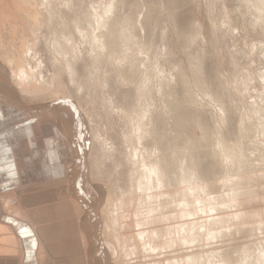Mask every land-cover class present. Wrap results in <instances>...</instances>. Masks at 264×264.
<instances>
[{
  "label": "rangeland",
  "instance_id": "obj_1",
  "mask_svg": "<svg viewBox=\"0 0 264 264\" xmlns=\"http://www.w3.org/2000/svg\"><path fill=\"white\" fill-rule=\"evenodd\" d=\"M17 3H20L22 9L18 8L20 6ZM258 10L264 11V0H0V59H2L0 67L5 71L2 80L16 90L19 101L24 105L26 118L29 116L38 118L39 115L49 114L59 122L60 126L62 125L63 131H65L63 124L67 126V121L75 112L72 111V107L76 109L77 116L81 119L78 120L79 123L82 122L85 135H83V146L79 145L81 139L76 141L72 137V140H75L73 142L75 157L71 165V169L73 168L71 175L75 177L74 180L81 179V182L85 183L84 186L89 185L87 190L92 189L88 193L89 196L92 195L89 197L92 200L91 210L97 209L95 214L99 220L98 241L99 244H103V249L107 247L106 255L102 253L103 262L100 263L98 260L100 264H127V262L166 264V259L169 258L172 261L179 260L178 264H182V259L185 261L186 257L181 255L186 256L189 253H195L194 256L201 262L198 261V264H264L262 263L264 259V15L260 14L263 18H257L255 14L259 13ZM92 12L96 17H100L104 12L109 13V21L112 25L107 27L113 26L112 29L96 26L90 14ZM86 15L91 18L92 25L87 21L88 18L86 20L85 17L83 20ZM34 16L38 19L36 17L34 19ZM76 20H82L81 28L84 32L79 33V29L75 28ZM93 29L96 32L90 35ZM101 33H103L102 39L107 42V52L105 49L98 54L96 40ZM22 39H26L25 44ZM130 45L132 47L134 45L133 48L137 50ZM22 46H29L30 51L22 54L24 49L21 48ZM108 47L111 49L108 50ZM116 48L123 51L118 50V53ZM112 49L113 53H109ZM115 51L116 54H121L120 57ZM4 55L9 59L6 63L3 62ZM20 55L25 60V64L35 72L36 81L50 91H41L37 93L38 95L30 96L15 87L13 71L16 70V65L12 62ZM11 57L15 60H10ZM113 57H119V60ZM136 63H139L140 69L138 66L135 67ZM145 75L151 77L148 79ZM148 87L151 89L149 90ZM152 89L158 91L157 95ZM53 90L57 94H54ZM160 92L161 95L163 94L162 97ZM144 94L146 99L151 100L150 102L144 99ZM142 95V101L145 102L140 101ZM9 96L15 97L13 94ZM18 99L14 98V100ZM73 100L75 103H72ZM56 101L60 104L58 105ZM162 103L165 104L163 106L167 104L168 107L162 108ZM54 106L57 110L60 106L65 110L71 108L66 110L71 113L60 111L59 114L54 110L56 109ZM147 106H151L147 108L149 118L145 121L144 117L142 121L145 122L146 128L152 127L153 130L143 139L144 147L148 154L152 152L149 154L150 159H159L162 156L159 161L165 167L164 171H167L165 179L168 186L166 196L168 202L162 204V209L164 207L166 209H161V212L166 215H170L173 211L176 212L171 213L172 215L179 213L175 206L177 201L174 204L172 200L179 196L177 198L179 202L182 198L179 180L182 174L188 175L189 172L210 193L209 196L213 195L212 201L219 202L214 203L216 211H210L209 215L203 212L194 218L187 217V222L194 219L199 221L203 216L202 220L211 216L213 219L211 223L210 220H206L207 225L199 221V226L202 224L203 227L197 228L198 230L182 231L185 234L181 233V237L192 236L190 242L183 238L182 240L186 241L179 239L181 244L178 245L177 239V244L168 247L169 249H151L150 255L149 250L142 248L143 250L140 249L138 252L136 250L135 254L126 256L127 248L131 249L133 245L146 242L136 241V244H132V241H128L127 244L122 242L119 246L116 243L117 235L113 236L115 241L109 235H113L112 232H116V228L118 235L122 236L133 232L138 228L134 226V221L145 216L144 210L149 206L134 201L128 209L122 208L119 211L122 215L119 223L125 224L120 226L122 224L117 222L116 225L119 227L112 224V228L116 227L111 229L108 228L111 219L110 217L108 219V216L110 212L112 214V210L109 211L111 208L108 205L111 201L121 202L127 196L129 190L127 181L132 166L129 165L127 157L129 141L125 143L128 140L125 136L131 132L133 122L138 115L140 116L145 110L143 107ZM42 107L45 109L42 110ZM154 114L158 116L155 117ZM127 116L134 121L126 119ZM75 119L77 120L76 116ZM76 120H71L75 122V128L78 123ZM66 130L65 132H68V129ZM221 150L224 153H220ZM82 154L84 165L82 171L79 166L80 169L76 174L78 162H81L79 156ZM226 156H230V161L233 159L232 162L236 163L234 166L238 163L237 169L232 162V165L230 164ZM171 196L172 200H170ZM217 197L220 200H216ZM12 201L14 202V199ZM93 203L95 205L92 206ZM235 212H242L244 217H235ZM92 217H95L94 214ZM90 220L93 224L94 220ZM171 221L172 219L166 223L169 222L170 225L178 223L177 219ZM206 221L203 220V223ZM163 223L165 222L158 223L160 224L158 226H164ZM92 224L90 222L84 226V230L91 232V228H94ZM206 228L209 234L213 232L210 236L206 233ZM191 231H194V234ZM220 232L224 235L220 236ZM203 235L208 237L204 238ZM203 238L205 240L208 238V242ZM119 247H123L122 250ZM124 249L126 252H121ZM200 250L205 251L203 255ZM258 255H262L261 262L257 261Z\"/></svg>",
  "mask_w": 264,
  "mask_h": 264
},
{
  "label": "crops",
  "instance_id": "obj_2",
  "mask_svg": "<svg viewBox=\"0 0 264 264\" xmlns=\"http://www.w3.org/2000/svg\"><path fill=\"white\" fill-rule=\"evenodd\" d=\"M4 73L0 67V264H92L84 226L93 210L86 185L71 175L72 136L49 114L26 118Z\"/></svg>",
  "mask_w": 264,
  "mask_h": 264
},
{
  "label": "bare ground",
  "instance_id": "obj_3",
  "mask_svg": "<svg viewBox=\"0 0 264 264\" xmlns=\"http://www.w3.org/2000/svg\"><path fill=\"white\" fill-rule=\"evenodd\" d=\"M15 1H17V0H15ZM49 1V0H48ZM16 4V3H15ZM18 4V3H17ZM20 4V3H19ZM18 4V5H19ZM38 4V3H37ZM248 5V4H247ZM253 5V4H252ZM20 6V5H19ZM23 7H24V5H23ZM28 7V6H27ZM253 7V6H252ZM18 8H21V6L20 7H18ZM25 8V7H24ZM250 8V7H249ZM22 9V8H21ZM24 10V9H23ZM22 10V11H23ZM21 11V10H20ZM51 11V10H50ZM95 11V10H94ZM90 12V11H89ZM258 14L256 13L255 15H256V17L257 18H261L262 16L261 15H264V11H259L258 10ZM31 14H33V12L31 13ZM86 14V13H85ZM91 15H92V18L94 19V22H95V24H97L96 26H99V27H106V29L107 28H111V27H113V26H111V27H107V26H110V25H112L111 23H110V21H109V13H107V12H104L100 17H96L95 16V14L92 12V13H90ZM254 14V13H253ZM261 14V15H260ZM26 15L28 16V14L26 13ZM89 15V14H88ZM1 16H3L2 14H1ZM111 16H113V15H111ZM30 17V16H29ZM35 17L37 18V16H34V19H35ZM86 17V20H87V18H88V22H89V24H91V22H92V20H91V18H89L87 15L86 16H84L83 17V20H84V18ZM255 17V16H254ZM255 17V18H256ZM114 18V17H113ZM263 18V17H262ZM38 19V18H37ZM112 20V19H111ZM127 20V19H126ZM22 21V20H21ZM34 21H36V20H34ZM38 21V20H37ZM125 21V20H124ZM255 21V20H254ZM262 22V21H261ZM32 23V22H31ZM125 23V22H124ZM126 24V23H125ZM124 24V25H125ZM92 25V24H91ZM117 25V24H116ZM131 25V24H130ZM74 26H75V28L76 29H79V33H82V32H84L82 29L83 28H81V26H83L82 25V20H76V21H74ZM123 26V25H122ZM133 26V25H132ZM23 27V26H22ZM88 27V26H87ZM0 29H1V27H0ZM85 29V28H84ZM112 29V28H111ZM125 29V28H124ZM105 30V29H104ZM1 31V30H0ZM94 31H95V29H93V31H92V33H90V35L91 34H94ZM109 31V30H108ZM127 31H128V28H127ZM96 32V31H95ZM110 32V31H109ZM126 32V31H125ZM104 33V32H103ZM103 33H101V35L98 37V39L96 40L98 43H97V48H98V54H101L102 53V51L104 52V50L107 48V42L105 41V39H102V37H103ZM131 33V32H130ZM105 34V33H104ZM112 34V33H111ZM132 34V33H131ZM97 35V34H96ZM107 35V34H106ZM105 35V36H106ZM116 35V34H115ZM133 35V34H132ZM112 36H113V34H112ZM108 37V36H107ZM27 38V37H26ZM136 38V37H135ZM88 39V38H87ZM115 39V38H114ZM23 40V39H22ZM108 40H109V38H108ZM130 40V39H129ZM24 41H26V39L25 40H23V44H25V42ZM132 41H134V39L132 40ZM131 41V42H132ZM138 41V40H137ZM140 41V40H139ZM109 42V41H108ZM128 42V41H127ZM22 43V42H21ZM128 43H130V42H128ZM143 44V43H142ZM141 44V45H142ZM24 46V45H23ZM21 47L22 49H23V53L22 54H25V53H28L29 51H30V47L29 46H25V47ZM4 47V46H3ZM116 46H114V48H115ZM117 47H119V46H117ZM122 48H123V46H121ZM128 47V46H127ZM126 47V48H127ZM130 47H132L131 45H130ZM133 47H134V45H133ZM132 47V48H133ZM143 47V46H142ZM109 48V47H108ZM121 48V49H122ZM1 49V48H0ZM111 49V47L108 49V50H110ZM124 49V48H123ZM123 49H122V51H123ZM128 49V48H127ZM134 50L136 49L137 50V48H133ZM142 49V48H141ZM119 50V48L117 49L116 48V51H118ZM140 50V49H139ZM20 51H21V49H20ZM113 51V49L111 50V51H109V53L110 52H112ZM116 51H115V54H116ZM119 51H121V50H119ZM119 51H118V53H119ZM121 51V52H122ZM130 51V50H129ZM6 52V51H5ZM106 52H107V49H106ZM142 52H143V49H142ZM113 53V52H112ZM111 53V54H112ZM124 53V52H123ZM128 53V52H127ZM136 53L137 52H135V55H136ZM8 54V53H7ZM106 54V53H105ZM147 54V53H146ZM103 55V54H102ZM108 55V54H107ZM116 55H119V54H116ZM121 55V54H120ZM120 55H119V57H120ZM124 55V54H123ZM132 55V54H131ZM5 57H6V55H4ZM113 56H114V54H113ZM127 56V55H126ZM137 56V55H136ZM3 58L4 59V63H6V61H7V59H8V57H6V58ZM111 57V56H110ZM109 57V58H110ZM119 57L117 58V57H113V58H115V59H118L119 60ZM112 58V57H111ZM136 58V57H135ZM139 58V57H138ZM137 58V59H138ZM12 59V61H13V59L15 60V58H10V60ZM0 60H2V59H0ZM9 60V59H8ZM118 60H116V61H118ZM140 60H141V58H140ZM139 60V61H140ZM151 60V59H150ZM121 61H123V59L121 60ZM126 61V60H125ZM146 61V60H145ZM9 62V61H8ZM15 62V65H16V70L15 71H13V74H14V79H15V82H16V84H15V87H17L18 89L20 88V90H21V92L23 93V94H25L26 93V95L28 94V95H30V96H33V95H38L37 93L38 92H41V91H50V89L49 88H47V87H45V86H43L39 81L37 82L36 81V79H35V77H36V74H35V72L32 70V68H30L28 65H26L25 64V60L21 57V55L15 60V61H13L12 63H14ZM141 62H143L142 60H141ZM140 62V63H141ZM131 64H132V62H130ZM139 64V63H138ZM138 64L136 63V65H135V67L136 66H138ZM142 64V63H141ZM7 65V64H6ZM132 65H134V64H132ZM130 66V65H129ZM134 67V66H133ZM150 67V66H149ZM131 68V67H130ZM138 69H140L139 68V66H138ZM136 70V69H135ZM143 70V69H142ZM132 71V70H131ZM138 71V70H137ZM250 74V73H249ZM248 75V74H247ZM250 76V75H249ZM145 77H146V75H145ZM151 76H149L148 75V77H146V78H150ZM143 78V77H142ZM261 78V77H260ZM245 79V78H244ZM29 80H31V81H29ZM143 80V79H142ZM150 80H152V79H150ZM8 81V80H7ZM145 81H146V79H145ZM153 81V80H152ZM245 81H247V80H245ZM141 82H143V81H141ZM150 82V81H149ZM149 82H147V83H149ZM146 83V82H145ZM141 84V83H140ZM142 85V84H141ZM140 85V86H141ZM144 85V84H143ZM154 85V84H153ZM161 85V84H160ZM164 85V84H163ZM139 86V85H138ZM144 86H148L147 84L146 85H144ZM149 86H150V84H149ZM156 86V85H155ZM142 87V86H141ZM151 87V86H150ZM150 87H148L149 88V90L151 89ZM140 88V87H139ZM144 88V87H143ZM153 88V87H152ZM158 88H159V86H158ZM139 91H141L140 89H138ZM153 90V89H152ZM154 91V90H153ZM161 91H162V88H161ZM148 91H146V93H147ZM155 92V91H154ZM156 92H158V91H156ZM155 92V93H156ZM163 92V91H162ZM162 92H160L159 94L161 95V93ZM49 93V92H48ZM51 93H52V90H51ZM53 93L55 94L56 93V91L54 92V90H53ZM142 93H143V91H142ZM145 93V92H144ZM150 93V92H149ZM148 93V94H149ZM40 94V93H39ZM42 94V93H41ZM57 94V93H56ZM59 94V93H58ZM12 95V94H11ZM13 95H15L14 93H13ZM49 95V94H48ZM151 95V94H150ZM149 95V96H150ZM154 95V94H153ZM156 95H157V93H156ZM166 95V94H165ZM44 96H45V93H44ZM59 96V95H58ZM144 96H145V94H144ZM148 96V95H147ZM163 96V94L161 95V97ZM15 97L17 98V96L15 95ZM14 97V98H15ZM50 97H52V96H50ZM57 97V96H56ZM55 98V97H54ZM142 98H143V95H142V97H141V100L140 101H142ZM150 98V97H149ZM154 98H155V96H154ZM160 98V97H159ZM18 99V98H17ZM144 99H146V96H145V98ZM52 100V99H51ZM148 100V98L146 99V101ZM155 100V99H154ZM161 100V99H160ZM166 100V99H165ZM164 100V101H165ZM13 101H14V99H13ZM54 101V100H53ZM63 101V100H62ZM144 101V100H143ZM142 101V102H143ZM149 101V100H148ZM151 101V100H150ZM149 101V102H150ZM253 101V100H252ZM251 101V102H252ZM19 107H21V108H23L24 109V105H22L21 104V102L19 101V99L18 100H15L14 101ZM20 102V103H19ZM47 102H50V101H47ZM47 102H46V104H47ZM57 102V101H56ZM141 102V107H142V103ZM145 102V101H144ZM149 102H147V103H149ZM153 102V101H152ZM162 102H163V99H162ZM166 102L168 103V100H166ZM264 102V101H263ZM58 103V105L60 104L59 102H57ZM56 103V104H57ZM147 103H145V104H147ZM164 103V102H163ZM162 103V106L163 105H165V104H163ZM50 104V103H49ZM66 104V103H65ZM171 104V103H170ZM252 104V103H251ZM44 105V104H43ZM48 105V104H47ZM58 105H57V107H58ZM61 105H62V103H61ZM149 105H151V104H149ZM172 105V104H171ZM39 106V105H38ZM70 106V105H69ZM144 106H146V105H144ZM152 106H155V105H152ZM159 106V105H158ZM166 106L168 107V105L166 104ZM166 106H163L162 108H164V107H166ZM170 106V105H169ZM45 107V106H44ZM47 107V106H46ZM54 107H56V106H54ZM53 107V108H54ZM57 107H56V109H54L55 111L57 110ZM61 107L62 106H60V108L57 110L58 112H59V114H60V111H62L63 113L65 112V113H71L70 111L69 112H67L68 110L67 109H69V108H67L66 110L65 109H61ZM67 107V106H66ZM71 107V106H70ZM140 107V108H141ZM151 107V106H150ZM150 107H146V108H144L143 107V109H145V110H143V112H142V110H141V112H142V114H140V116L138 115V118L137 119H135L136 121L135 122H133L134 124H133V128H132V130H130L131 132L127 135V136H125V138L126 137H128V140L125 142V143H127L128 141H129V146H128V153H127V157H128V161H129V165L130 166H132V168H131V173H130V177H129V179H128V184H129V188H127V189H129L128 191H127V196H126V198L125 199H123L121 202L120 201H116V203L115 202H112L111 201V203L108 205L109 206V208H111V209H109L108 208V206H107V208L109 209V211H111L112 210V214H111V212H110V215L108 216V219H109V217L111 218L110 219V223L108 224V225H110V227H108V228H111V229H114L117 225V222H118V224H122V223H119V219H120V217L122 218V215H120L121 213H119V211L120 210H122V208H123V210H124V208H125V210L126 209H128V207H129V205L130 204H134V201L136 202V201H138V202H141V203H144V204H147V206H149L147 209H145L144 211H145V216H143V217H141L140 218V220H135L134 221V226L135 227H138V228H136L133 232H131V233H129V234H127V236H124V234H123V236L122 235H118L119 233H117V231H118V228H116L115 230H116V232L115 231H113V232H115V233H113L112 232V234L113 235H109V233H108V235L109 236H112V239L114 240V238H113V236H115V235H117L116 237V243L117 244H119V246H120V244L123 242L124 244H127L126 242H128V241H132L133 243L132 244H136V241H139V242H142V243H144V242H146L145 244H141V243H138V245H133V247L131 248V249H126V246L125 245H123L124 247H125V249H126V251H125V249H124V251H121V252H126L125 254H126V256H129L130 254H135L136 253V250H137V252H138V250H143L142 248H144L145 250H149V254L151 255V253H150V251H151V249H157V248H168V247H172L174 244H177L176 243V241H177V239H178V245H180L181 243H179V239H183L184 237H181L180 236V234L181 233H183L182 231H187V229H188V232H189V230H195V229H199L201 226H202V224H205V225H207V221L206 220H210V223H211V220H213L210 216H208V217H210V218H208V219H203L204 221H206V223L204 222L203 223V220H202V218L204 217H200V223H202L201 224V226H199V224L200 223H198L199 221H195V219H194V221H188L187 222V220H188V218L187 217H189V216H192L191 218H194L197 214L198 215H200L201 213H209L210 211H214L215 210V202L216 203H218L219 201H215V202H213L212 200H214V198L212 197L213 195H210L209 196V194L210 193H208L206 190H205V188H204V186L203 185H200V183L199 182H197V180L195 179V178H193V176L190 174V172H189V174L188 175H186L185 173L184 174H182V176L178 179L177 178V180H179L180 182H181V190H180V193L182 192V198L181 199H179V202H178V197H176V199H173L172 198V196L170 197L171 199L170 200H172L173 202H174V204L176 203L175 201H177V203L175 204V206H176V209H177V211L179 212V213H176V214H171V213H175L174 211L173 212H171L170 213V215H166V213L164 214L163 212H161L165 207V205L163 206L164 208L162 209V204L163 203H167L168 202V199H166V196H167V194H168V190H167V184H166V179H165V172H167V171H164V166L160 163V158L162 157H157V158H159V159H150V156H149V154H152V152H150L149 154H148V152H147V150L145 149V147H144V141H143V139L144 138H146V135L148 136V134H150L151 133V130H153L152 129V127L151 128H146V124H145V122H143L142 121V118H144L145 117V121L149 118L147 115V113L149 112V109H147V108H150ZM156 107V106H155ZM155 107H153V108H155ZM174 107V106H173ZM176 107V106H175ZM48 108V107H47ZM52 108V107H51ZM73 108V110L72 111H75L74 112V114L73 115H71L70 117V119L67 121V126H65L64 124H63V128H64V130L65 131H67L66 129H68V134L70 135V136H72L76 141H77V139H76V133L77 134H80L82 137H83V135H85L84 134V131H83V125L81 124V123H79V120H81L80 119V117L79 116H77V111H76V109H74V107H72ZM157 108V107H156ZM218 108V107H217ZM26 109V108H25ZM43 109H45V108H43L42 107V110ZM71 109V108H70ZM69 109V110H70ZM167 109V108H166ZM242 109V108H241ZM27 110H28V108H27ZM151 110V109H150ZM153 110V109H152ZM169 110V109H168ZM178 110V109H177ZM52 111V110H51ZM50 111V112H51ZM41 112H43V111H41ZM140 112V111H139ZM151 112V111H150ZM168 112V111H167ZM173 112H174V110H173ZM55 113V112H54ZM165 113V112H164ZM58 114V113H57ZM150 114V113H149ZM157 114H159V113H157ZM156 114V115H157ZM168 114V113H167ZM174 114V113H173ZM172 114V115H173ZM176 114H178L177 112H176ZM56 115V114H55ZM64 115V114H63ZM67 115V114H66ZM76 116V118H77V120H78V123H77V128H75V125H74V123H73V121H71L72 119H74V120H76L75 119V116ZM135 115H137V114H135ZM155 114H154V116L155 117H157ZM162 115V114H161ZM164 115V114H163ZM172 115H170V116H172ZM175 115V114H174ZM173 115V116H174ZM221 115V114H220ZM65 116V115H64ZM69 116V115H68ZM176 116V115H175ZM244 116V115H243ZM242 116V118H244ZM132 116H130V118H131ZM128 118V116L126 117V119ZM134 118V117H133ZM136 118V117H135ZM150 118H152V117H150ZM242 118H240V121L242 120ZM153 119H154V117H153ZM76 120V121H77ZM128 120H130L129 118H128ZM131 120H133V119H131ZM130 120V121H131ZM134 121V120H133ZM127 123H129V122H127ZM147 123V122H146ZM153 123V122H152ZM243 123V122H242ZM244 123L246 124V119L244 120ZM62 124V123H61ZM148 124V123H147ZM244 124V125H245ZM248 124V123H247ZM250 124V123H249ZM248 124V125H249ZM129 125V124H128ZM149 125V124H148ZM147 125V126H148ZM62 126V125H61ZM81 126V127H80ZM175 126V125H174ZM240 128H242L241 126H239ZM264 127V126H263ZM80 128H81V131H80ZM131 128V127H130ZM247 128H250L251 129V127H247ZM243 129H244V127H243ZM263 129V128H262ZM248 130V129H247ZM242 130L240 129V132H241ZM255 131V130H254ZM134 133V134H133ZM243 133H245L244 131H243ZM246 134V133H245ZM248 135H249V133H247ZM264 134V133H263ZM242 135V134H241ZM240 135V136H241ZM243 136H246V135H243ZM156 137V136H155ZM163 137V136H162ZM242 137V136H241ZM220 138V137H219ZM243 138V137H242ZM162 139V138H161ZM172 139H173V137H172ZM218 139V138H217ZM222 139V138H221ZM74 140V141H75ZM186 140V139H185ZM223 140V139H222ZM241 140V139H240ZM73 141V142H74ZM161 141V140H160ZM197 141V140H196ZM220 142V141H219ZM80 143L81 144H79V145H81V146H83V138H81V140H80ZM223 143H224V141H223ZM74 145H75V143H74ZM220 145H221V142H220ZM80 146V147H81ZM202 146V145H201ZM223 146V145H222ZM222 146H219L220 148L222 147ZM231 146V145H230ZM187 147V146H186ZM78 148V147H77ZM190 148V147H189ZM188 148V149H189ZM223 148V147H222ZM221 148V149H222ZM230 148V147H229ZM238 148H239V146H238ZM217 149V148H216ZM219 149V148H218ZM223 149H225V148H223ZM227 149V148H226ZM232 149V148H231ZM236 149H237V147H236ZM240 149V148H239ZM157 150V149H156ZM230 149H228V151H229ZM161 151V150H160ZM75 152V151H74ZM218 152V151H217ZM234 152V151H233ZM238 152V151H237ZM242 152V151H241ZM80 153V152H79ZM78 153V154H79ZM220 153H224V151L223 150H221L220 151ZM227 153V152H226ZM232 153V152H231ZM245 153V152H244ZM164 154V153H163ZM235 154V153H234ZM233 154V155H234ZM155 155V154H154ZM192 155V154H191ZM243 155V154H242ZM245 155V154H244ZM126 156V155H125ZM222 156H223V154H222ZM224 156H225V154H224ZM231 156V155H230ZM229 156V157H230ZM247 156V155H246ZM227 157V156H226ZM226 157H224V158H226ZM229 157H227L228 158V160H229ZM234 157V156H233ZM243 157H245V156H243ZM78 158V156L76 157V159ZM79 158L81 159V162H78V165H77V168L80 166L81 168H83V165H84V162H83V154L82 155H80L79 156ZM180 158V157H179ZM248 158V157H247ZM247 158H245V159H247ZM222 159V158H221ZM235 159V158H234ZM151 160V161H150ZM227 160V159H226ZM223 161V160H222ZM221 161V162H222ZM230 161V160H229ZM232 161H233V159H232ZM232 161H230V164L232 165ZM227 161H225V163H226ZM232 162V163H231ZM224 163V164H225ZM229 163V162H228ZM235 163V162H234ZM234 163H233V166H234ZM183 164V163H182ZM223 164V165H224ZM236 164V163H235ZM173 165V164H172ZM237 165H238V163H237ZM236 165V166H237ZM182 166V165H181ZM184 166H186V165H184ZM233 166H231L232 168H233ZM236 166H234V168L236 167ZM80 167L78 168V169H80ZM239 167H240V164H239ZM239 167H238V170H239ZM76 168V167H75ZM76 168V169H77ZM85 168V167H84ZM182 168L184 169V167L182 166ZM182 168H181V170H182ZM78 169L76 170L77 172H76V174L78 173ZM168 169V168H167ZM235 169H237V167L235 168ZM86 170V169H85ZM185 170H186V167H185ZM234 170V169H233ZM232 170V171H233ZM237 170V171H238ZM81 171H82V169H81ZM81 171H80V173H81ZM221 171V170H220ZM86 172V171H85ZM129 172H130V170H129ZM184 172V171H183ZM182 172V173H183ZM187 172H188V170H187ZM234 173L236 172V170L235 171H233ZM83 173V172H82ZM82 175V174H81ZM85 176V175H84ZM199 177V176H198ZM82 178L84 179V177L82 176ZM206 178V177H205ZM199 179V178H198ZM225 180H226V178H224ZM230 179V178H229ZM73 180V179H72ZM81 180V179H80ZM235 180V179H234ZM237 180V179H236ZM83 181V180H82ZM227 181H229V180H227ZM70 182V181H69ZM170 182V181H169ZM177 182V181H176ZM179 182V183H180ZM83 183V182H82ZM87 183V182H86ZM179 183H177V184H179ZM199 183V184H198ZM84 184L85 183H83V184H80V185H83L84 186ZM169 184V183H168ZM73 185V184H72ZM88 185V184H87ZM230 185V184H229ZM83 186H82V188L80 187V191H81V189H82V192L83 193H81L82 195H84L85 194V192H84V190H85V188H87L86 186H85V188L83 189ZM128 186V185H127ZM178 187V186H177ZM74 189H76V187L74 188ZM79 189V188H78ZM233 189V188H232ZM90 190H92L91 188L89 189L88 188V190H85V191H90ZM97 191V190H96ZM169 192H170V190H169ZM179 192V190L177 191V193ZM73 193V192H72ZM80 193V192H79ZM92 193H93V196L95 195L94 194V192L92 191ZM173 193L175 194L176 192H174L173 191ZM91 194V193H90ZM123 194V193H122ZM179 194V193H178ZM86 195L88 196L89 194L86 192ZM85 195V196H86ZM135 195V196H134ZM227 195V194H226ZM72 196V195H71ZM74 196H76V195H74ZM78 196H80V195H78ZM85 196H84V198H85ZM86 196V197H87ZM90 196H92V195H90ZM89 196V197H90ZM134 196V197H133ZM175 196H177L176 194H175ZM174 196V197H175ZM231 196H234V195H232L231 194ZM82 197V196H81ZM81 197L79 198V200H78V204H79V201L80 202H82L83 204H84V202L82 201V200H80L81 199ZM88 197V198H89ZM97 197V196H96ZM169 197V196H168ZM167 197V198H168ZM214 197H215V195H214ZM228 197H230V194H228ZM227 197V198H228ZM72 198V197H71ZM76 198V197H75ZM75 198H73V199H75ZM92 198H94V197H92ZM99 198H101V197H99ZM98 198V199H99ZM112 199L114 198V197H111ZM224 198V197H223ZM83 199V198H82ZM217 199H219L218 197L216 198V200ZM232 199H236V198H232ZM8 200V199H7ZM101 200V199H100ZM100 200H98V201H100ZM220 200V199H219ZM228 200V199H227ZM226 200V201H227ZM10 201H11V199H10ZM90 201H92V200H90ZM94 201H96V200H94ZM93 201V202H94ZM109 201H110V199H109ZM108 201V202H109ZM223 201H224V199H223ZM77 202V201H76ZM172 202V203H173ZM235 202V201H234ZM233 203V202H232ZM12 204V203H11ZM90 204V203H89ZM223 204H225V203H223ZM222 204V205H223ZM227 204V203H226ZM225 204V205H226ZM7 205V204H6ZM13 205V204H12ZM11 205V206H12ZM85 205H87L88 206V204H86V202H85ZM93 205H95V203H93L92 204V206ZM169 205V204H168ZM105 206V205H104ZM103 206V207H104ZM174 206V207H175ZM217 206H219V204L217 205ZM229 206L231 207V205L229 204ZM228 206V207H229ZM233 206V205H232ZM8 207V206H7ZM78 207V206H77ZM83 207V206H82ZM81 207V208H82ZM95 207L96 206H94V208L93 209H95ZM222 207V206H221ZM221 207H219V208H221ZM80 208V207H79ZM105 208V207H104ZM168 208V207H167ZM170 208H171V206H170ZM162 209V210H161ZM166 209V208H165ZM172 209H173V207H172ZM217 209V208H216ZM8 210H10V209H8ZM82 210V209H81ZM90 210H91V207H90ZM95 210H97V209H95ZM93 211V214H94V216L95 217H91L90 215H89V218L90 219H93L94 220V223L92 224V222L93 221H91V224L92 225H94V228H91V232H86V239H87V242H86V244L87 243H89L90 245L87 247V248H85L86 249V254H87V252H89L88 254H90L91 255V259L93 260V263H97V264H100L101 263V261H102V259H103V255H102V253H104V255H106V253L107 252H105V250L107 249V247H106V245L104 246V247H106L105 249H103V244L101 245V244H99V230L97 229V223L99 222V220L96 218V214H95V212L96 211ZM107 210V209H106ZM173 210H175V209H173ZM220 210V209H219ZM89 211V210H88ZM168 211V210H167ZM172 211V210H171ZM216 211V210H215ZM102 212H103V208H102ZM18 213V212H17ZM16 213V214H17ZM97 213V212H96ZM135 213V212H134ZM88 212H87V216H88ZM108 214H109V212H108ZM123 214H125V213H123ZM132 214H133V212H132ZM210 214V213H209ZM208 214V215H209ZM100 215H101V212H100ZM206 215V214H205ZM211 215H213V214H211ZM233 215V214H232ZM231 215V216H232ZM98 216V215H97ZM105 216H107V215H105ZM219 216V215H218ZM234 216L235 217H241V218H243L244 216H243V213L242 212H235L234 213ZM243 216V217H242ZM215 218H216V216H214ZM224 217V216H223ZM229 217V216H228ZM233 217V216H232ZM218 218V217H217ZM238 218V219H239ZM170 220V219H172V221L174 222V219H177L178 221V223L176 224V222L175 223H172L171 225L169 224V222L168 223H166L168 220ZM181 219H185V220H181ZM198 219V218H197ZM230 219H231V217H230ZM216 220V219H215ZM215 220H214V224H215ZM227 220V219H226ZM232 220H234V219H232ZM37 221V220H36ZM107 221V220H106ZM171 221V222H172ZM179 221H181L180 223H179ZM120 222H121V219H120ZM162 223V222H165L166 223V225H165V223H163V225L164 226H158V225H160V224H158V223ZM216 222H217V220H216ZM222 222V221H221ZM89 224H90V222H89ZM112 224H115L116 226L114 227V228H112L111 227V225ZM125 224V223H124ZM124 224H122V225H120V226H123ZM193 226H192V225ZM213 224V225H214ZM220 224V223H219ZM230 224V223H229ZM98 225H99V223H98ZM107 225V226H108ZM210 225V224H209ZM87 226V225H86ZM105 226H106V224H105ZM114 226V225H113ZM215 226V225H214ZM224 226V225H223ZM117 227H119V226H117ZM203 227V226H202ZM205 227V226H204ZM107 227H106V231H107V229H108ZM209 228H210V226H209ZM211 228H214V227H211ZM219 228V227H218ZM224 228V227H223ZM197 229V230H198ZM207 229V231H208V228H206ZM215 229V228H214ZM87 230V229H86ZM110 230V229H109ZM131 230V229H130ZM133 230V229H132ZM196 230V231H197ZM227 230V229H226ZM230 230V229H229ZM206 231V230H205ZM206 231V233H208V235L210 236V234H212L213 232H210V234H209V231L207 232ZM210 231H212L211 229H210ZM232 231V230H231ZM193 234H194V231H191ZM201 232V231H200ZM200 232H197V233H199L200 234ZM202 232H204V231H202ZM29 233V232H28ZM91 233H92V236H91ZM101 233V232H100ZM158 233V234H157ZM217 233V232H216ZM221 233V232H220ZM183 234H185V233H183ZM169 235H171V237L169 236ZM195 235H198V234H195ZM221 235H224L223 234V232L220 234V236ZM154 236V237H153ZM189 236V235H188ZM204 236V235H203ZM217 236V235H216ZM123 237V238H122ZM158 237V238H157ZM187 237V235L185 236V238ZM190 237H192L191 235H190ZM190 237H188V238H186V240L188 239H190ZM198 237H199V235H198ZM200 237H202V236H200ZM205 237H208L207 235L206 236H204V238ZM214 237V236H213ZM228 237V236H227ZM230 237V236H229ZM101 238V237H100ZM184 238V239H185ZM203 238V239H204ZM194 238H192V240H193ZM197 239V238H196ZM199 239V238H198ZM197 239V240H198ZM208 239V238H207ZM206 239V240H207ZM215 239V238H214ZM101 240V239H100ZM185 240V241H186ZM205 240V239H204ZM206 240H205V242H206ZM210 240V239H209ZM115 241V240H114ZM183 241V240H182ZM185 241H183V242H185ZM203 241V240H202ZM216 241V240H215ZM101 242V241H100ZM189 242H190V240H189ZM207 242H208V240H207ZM210 243H212V241L210 240L209 241ZM102 243V242H101ZM187 243V242H186ZM193 243H195L194 241H193ZM192 243V244H193ZM264 243V242H263ZM114 244H115V242H114ZM189 244H191V243H189ZM205 244V243H204ZM207 244V243H206ZM93 245L95 246V247H93ZM102 247H101V246ZM122 245V244H121ZM183 245V244H182ZM181 245V246H182ZM87 246V245H86ZM187 246V245H186ZM198 246V245H197ZM224 246V245H223ZM178 247V246H177ZM180 247V246H179ZM259 247V246H258ZM120 249L121 248H123V247H119ZM118 248V249H119ZM174 248V247H173ZM186 248V247H185ZM188 248V247H187ZM190 248V247H189ZM169 249V248H168ZM180 249V248H179ZM183 249V248H182ZM256 249V248H255ZM108 250H109V248H108ZM107 250V251H108ZM122 250V249H121ZM162 250V249H161ZM174 250V249H173ZM110 251V250H109ZM198 251V250H197ZM204 251V250H203ZM203 251L201 252V250H200V252L202 253V255H203ZM239 251V250H238ZM250 251V250H249ZM135 252V253H134ZM143 252V251H142ZM180 252V251H179ZM191 252H192V250H191ZM199 252V253H200ZM205 252V251H204ZM225 252V251H224ZM234 252V251H233ZM262 252V251H261ZM140 253V252H139ZM147 253V252H146ZM124 254V253H123ZM169 254H171V253H169ZM195 254V253H194ZM194 254H190L189 253V255H181V256H184V257H186V259H185V261L182 259V262L184 263V264H195V263H197L198 264V259H196V258H198V257H196V256H194ZM231 255H232V253H230ZM262 254V253H261ZM263 254H264V252H263ZM144 255V254H143ZM211 255V254H210ZM248 255V254H247ZM260 255V254H259ZM258 255V258H259V260H257V261H259V262H261L260 261V257H261V260H262V255L261 256H259ZM145 256H146V254H145ZM162 256H164V258L166 257L165 255H162ZM197 256H199V254L197 255ZM107 257V256H106ZM124 257V256H123ZM149 257V256H148ZM172 257H174V256H172ZM177 257V256H176ZM176 257H174V258H176ZM179 257V256H178ZM183 257V258H184ZM224 257V256H223ZM245 257V256H244ZM125 258V257H124ZM123 258V259H124ZM139 258H140V256H139ZM158 258V257H157ZM204 258V257H203ZM109 259V258H108ZM128 259H130V257H128ZM138 259V258H137ZM207 259V258H206ZM224 259H226V258H224ZM246 259V258H245ZM98 260L100 261V263L98 262ZM140 260V259H139ZM145 260H148V259H145ZM202 260V259H201ZM253 260V259H252ZM264 260V259H263ZM262 260V263L264 262ZM125 261V260H124ZM123 261V262H124ZM131 261V260H130ZM144 261V260H143ZM149 261V260H148ZM205 261V260H204ZM207 261V260H206ZM227 261V260H226ZM103 262V261H102ZM163 262V261H162ZM165 262V261H164ZM178 262H179V260H174V261H172V259L171 258H169V259H166V264H178ZM253 262V261H252ZM145 263V262H144ZM182 263V264H183ZM199 263H201L200 261H199ZM235 263V262H234ZM125 264V263H124ZM127 264H135L134 262L133 263H131V262H127ZM141 264H142V262H141ZM203 264V263H202ZM259 264H261V263H259Z\"/></svg>",
  "mask_w": 264,
  "mask_h": 264
},
{
  "label": "snow or ice",
  "instance_id": "obj_4",
  "mask_svg": "<svg viewBox=\"0 0 264 264\" xmlns=\"http://www.w3.org/2000/svg\"><path fill=\"white\" fill-rule=\"evenodd\" d=\"M72 103H75V101L73 100L72 101ZM81 138H83L80 134H78L77 135V137H76V139H81ZM89 147H90V145H89ZM8 151H10V150H8ZM11 170V169H10ZM0 171H3V169H0ZM14 174V173H13ZM9 179H11V176L9 177ZM33 246H35V240H32L31 242H30Z\"/></svg>",
  "mask_w": 264,
  "mask_h": 264
},
{
  "label": "water",
  "instance_id": "obj_5",
  "mask_svg": "<svg viewBox=\"0 0 264 264\" xmlns=\"http://www.w3.org/2000/svg\"><path fill=\"white\" fill-rule=\"evenodd\" d=\"M51 109V108H50ZM86 148V147H85Z\"/></svg>",
  "mask_w": 264,
  "mask_h": 264
}]
</instances>
